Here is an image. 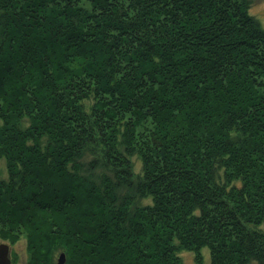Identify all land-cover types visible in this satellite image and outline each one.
<instances>
[{
    "label": "trees",
    "instance_id": "obj_1",
    "mask_svg": "<svg viewBox=\"0 0 264 264\" xmlns=\"http://www.w3.org/2000/svg\"><path fill=\"white\" fill-rule=\"evenodd\" d=\"M249 7L0 0V239L23 236L25 264H205V246L210 264H264Z\"/></svg>",
    "mask_w": 264,
    "mask_h": 264
},
{
    "label": "rangeland",
    "instance_id": "obj_2",
    "mask_svg": "<svg viewBox=\"0 0 264 264\" xmlns=\"http://www.w3.org/2000/svg\"><path fill=\"white\" fill-rule=\"evenodd\" d=\"M249 1H250L249 12L253 14L257 19H259L260 24H262V26L264 27V0H249ZM135 161H136L135 168L138 169L140 166V162L137 159H135ZM0 165L4 167L3 161H0ZM260 228L264 229V222L260 225ZM0 242H5L8 244L11 260L13 259L12 256H14V261L16 262V264L26 263L27 253L25 249V239L23 236H20L19 240L15 243H9L8 241L2 239H0ZM201 252H203L204 263L210 264L208 248L205 246ZM58 255L59 254L57 253V255L55 256L56 262L58 260L57 259ZM181 256H182L183 264H194L192 252L183 250V252H181ZM251 264H256V262L252 261Z\"/></svg>",
    "mask_w": 264,
    "mask_h": 264
},
{
    "label": "water",
    "instance_id": "obj_3",
    "mask_svg": "<svg viewBox=\"0 0 264 264\" xmlns=\"http://www.w3.org/2000/svg\"><path fill=\"white\" fill-rule=\"evenodd\" d=\"M9 251L8 244L5 242H0V264H12ZM57 259L58 260L56 264H63L65 261L64 254L60 253Z\"/></svg>",
    "mask_w": 264,
    "mask_h": 264
}]
</instances>
